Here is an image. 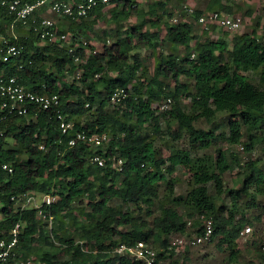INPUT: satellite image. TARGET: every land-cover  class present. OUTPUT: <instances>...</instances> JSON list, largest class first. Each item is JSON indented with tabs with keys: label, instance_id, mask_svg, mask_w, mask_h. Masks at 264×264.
Wrapping results in <instances>:
<instances>
[{
	"label": "trees",
	"instance_id": "obj_1",
	"mask_svg": "<svg viewBox=\"0 0 264 264\" xmlns=\"http://www.w3.org/2000/svg\"><path fill=\"white\" fill-rule=\"evenodd\" d=\"M143 1L146 0H109L92 9L87 17L63 16L62 24L57 22L54 30L57 34H68L64 43L42 41L32 28L20 23L18 38L14 39L10 31L14 16L0 6V34L8 35L21 46L20 54L7 62L2 60L5 51L0 50V73L17 76L36 92L59 93L60 109L74 124L63 133L53 110L31 105L28 115H14L8 124L1 126L5 134L0 137V144L6 145L1 148L2 156L14 170L0 176V211L3 212L0 236L20 221L16 250L24 259L35 257L43 264H141L115 248L143 240L158 245L154 264H165L174 254L170 237L174 233L201 234L202 214L213 219L210 240L219 237V244L228 247L230 259L237 261L239 257L240 231L250 221L244 215L237 220L236 210L242 194L251 196V205H255L259 193L264 194L260 160L250 159L244 164L240 188H228L224 174L242 165L239 155L223 148L217 155H193L192 150L210 148L222 137L230 143H240L242 124L250 139L247 150L261 140L264 43L256 28L236 35L232 44L221 35L208 38L209 30L216 25H211L209 30L204 28L202 33L195 30L201 14L215 10L240 13L241 2L208 0L205 9L195 7L193 15L185 17V14L173 22L183 7L176 10L180 7L175 9L168 0L143 6ZM47 8L45 5L38 11ZM246 10L251 13L253 6ZM106 13H110L116 27L110 29L112 40L108 39L109 43L104 40L103 48L99 49L86 38ZM134 17V25H126ZM142 25L148 26L144 30ZM163 28L165 34L161 36ZM137 42L150 48L167 46L168 51L162 49L158 53L151 75L137 50ZM78 70L81 75L76 78ZM246 71L258 74L259 85L249 79ZM69 74L73 75L72 80L68 79ZM182 76L193 80L192 87L181 80ZM170 79L175 82L174 88ZM117 87L125 88L127 97L108 110ZM183 96L190 98V105L183 103ZM168 98H172L174 106L160 110L156 105ZM218 112L232 115L227 123L228 132L217 133L216 126L210 129L196 126L200 118L213 123ZM236 116L241 117L242 123ZM163 118L168 131L163 129ZM175 123L178 129L172 130ZM80 131L106 133L110 140L99 149L84 141L70 145V140ZM185 133L189 148L179 143ZM158 138L169 150L167 156L157 145ZM96 152L105 158V167L91 162ZM114 155L124 159L122 170L113 167ZM179 166L188 167L191 173L186 194L175 190L177 179L173 174ZM161 182H166L163 194ZM209 184H213V192ZM252 185H256V191L250 190ZM23 192L58 196L50 208H45L56 223L52 235L47 222L38 217L37 209L15 208L11 196ZM225 192L232 202L227 214L219 205ZM87 199L91 201L90 207ZM114 199L135 205L148 217L152 216V221L124 209L123 205L113 204ZM156 201H159L157 215L152 209ZM179 206L183 212L178 210ZM59 251L67 257L59 259ZM260 259L264 263L263 250Z\"/></svg>",
	"mask_w": 264,
	"mask_h": 264
},
{
	"label": "built area",
	"instance_id": "obj_2",
	"mask_svg": "<svg viewBox=\"0 0 264 264\" xmlns=\"http://www.w3.org/2000/svg\"><path fill=\"white\" fill-rule=\"evenodd\" d=\"M232 1L239 3L243 0ZM108 2L109 0H36L33 2L26 0H0V6L6 8L7 11L14 16L10 25V31L14 39L18 38L16 28L20 23L26 28H32L40 35L42 41L49 39L51 41L54 40L64 43L68 38V34H57L54 30L56 22L52 16L45 11L39 12L38 9L40 7L48 5L49 10L54 14L65 17L82 18L87 17L89 12L100 3L107 4ZM184 8L189 16L193 15L195 12V8L193 7L187 6ZM173 20L178 22L179 17L176 16ZM197 22L206 29H210V27H212L211 25H216L221 28L235 30L242 26L243 17L239 12L215 10L201 14ZM0 50L5 51L2 60L7 62L10 58L20 54L21 46L18 42L12 41L8 35L0 34ZM70 51H73V47H70ZM76 61H80L79 56H76ZM80 75L81 71L78 70L76 78H79ZM126 97L127 92L125 88L117 87L112 94L111 101L114 103H121ZM172 103V98H168L156 106H158L160 110L166 111L171 108ZM31 105L39 109L53 110L56 113L60 129L63 133L68 132L74 125L72 121L67 120L60 109L61 99L59 93L36 92L23 84L17 76H8L5 73H0V137L5 134V129L1 128V126L3 124H8L9 119L14 115H28ZM109 140L110 138L106 133H87L85 131H80L69 143L70 145H74L77 141H84L95 149H99L101 147L103 148ZM3 147H6V145L0 144V176L2 172H12L14 170L12 164L2 156L1 148ZM90 160L92 163L101 167L106 166V160L101 153H94ZM111 160L113 167L122 170L124 163L122 157L114 155ZM57 199L58 196L54 193L23 192L11 196V200L14 202L16 209H37L38 217L47 222L51 235L55 220L52 214L45 212V208H50ZM2 218L3 212L0 211V220ZM200 220L202 221L203 232L193 237L191 241L193 244L209 241L213 233V219L202 214ZM188 224L190 226L192 221L189 220ZM21 227L22 223L18 221L13 227L8 229L7 233H5L6 231H2V236H0V264H43L37 261L35 257L24 259L17 255L16 247L19 242ZM251 231V226L247 225L242 228L240 235H248ZM175 239L176 241H171V245L176 244L177 241L183 242V239ZM262 250L264 251V245ZM115 251L127 255L136 261H140L141 264H154L156 261V249L153 245L143 240L134 244L122 243L115 248Z\"/></svg>",
	"mask_w": 264,
	"mask_h": 264
},
{
	"label": "rangeland",
	"instance_id": "obj_3",
	"mask_svg": "<svg viewBox=\"0 0 264 264\" xmlns=\"http://www.w3.org/2000/svg\"><path fill=\"white\" fill-rule=\"evenodd\" d=\"M156 0H146L145 2H142L143 6H147V3L155 2ZM205 1L208 0H168L170 4L175 5V9L177 6H179L180 10L181 7H183V12L176 13V16L179 18H184L186 13V10L184 7H193L197 4H204ZM244 1V0H243ZM245 1L244 4L242 2L241 5V15L243 17V24L240 28L235 30H225L221 27H214L213 30L209 34L208 38L215 39L218 36H223L226 38L229 43H233L235 36L238 34H241L245 31L252 32L253 29H257L258 33L260 35V40L262 43H264V0H249ZM207 4V3H206ZM250 4L254 5L253 10L251 13H247L246 9ZM246 5V6H245ZM111 5H108V7ZM46 13L52 16L54 21L57 23L62 24L63 22V16L57 15L52 13L49 8L45 10ZM178 12V11H177ZM244 12V13H243ZM108 13V11H107ZM107 16H102V18L98 21L97 26L93 29L89 36L86 38L89 41L90 45H94L95 47L102 49L104 40L108 39L112 40V36H109L110 29H115L116 25L114 24L113 20L110 18V13L107 14ZM184 13V14H182ZM135 16V15H133ZM185 17H190L188 14ZM174 19V18H173ZM261 19V20H260ZM259 22L258 24V21ZM175 22L174 20H172ZM135 22V17L130 18L128 22H126V25L133 26ZM137 23V22H136ZM148 26V25H147ZM146 25H142V29L147 28ZM204 27L201 26L198 22L195 23V30L197 33H202ZM104 30H106V34L104 33ZM124 30V29H123ZM24 31V30H23ZM17 32V28H16ZM18 34V32H17ZM105 34V35H104ZM161 36L165 34V30L160 32ZM109 43V42H108ZM166 45H159L157 47L150 48L146 43L143 42H137V50L141 52L142 56L144 57L145 64L149 68V75L153 73L155 60L158 56V53L163 49L166 50ZM168 49V48H167ZM249 79L259 85V76L256 72L253 71H246L245 72ZM68 79L72 80L73 75L69 74ZM181 80L184 83H188L191 87L193 85V80L182 76ZM169 82L171 83L172 87L174 88L175 82L173 79H170ZM127 87H131L130 84H126ZM183 103L186 105H190V98L183 96L182 99ZM175 102L172 103V106H174ZM117 103H114L111 101V103L108 106V110H112L115 106H117ZM93 112H95V109H93ZM101 115V114H97ZM232 118V115L227 112H218L217 117L213 123H209L205 118L198 119L195 124L197 127L207 128L210 129L212 127H217V133L221 132H228V121ZM237 120L242 123L241 117L236 116ZM162 126L165 131H168V127L166 124V121L164 118L162 119ZM242 132L243 137L240 143H230L228 142L225 137L220 138L212 147L207 149H200V150H192L193 155H201V154H213L217 155L219 152V149H228L231 152L237 153L240 157V160L242 162V165L234 166L233 169L226 171L225 175V185L228 188H240L241 187V180L243 178V167L244 164L249 161L250 159H259L260 163L264 170V122H263V128L260 131V138L261 140L250 149H246V145L250 143L248 130L246 127L242 124ZM178 124L175 123L173 125L172 130H177ZM169 137V136H167ZM12 142V140H10ZM179 143L184 148H189V141L188 136L185 133L183 137L179 140ZM157 145L161 146L164 155L169 154V150L166 148L164 141L161 138H158ZM174 177L177 179L176 181V193L178 194H186L189 189V180L191 178V173L188 167L186 166H179L176 172L173 174ZM210 189L213 192L214 186L213 184H209ZM166 188V182H161L160 184V192L163 194L165 192ZM251 191H256V185L251 186ZM251 196L242 194L241 198L239 199L238 208H237V216L236 219L238 220L242 215H244L250 222L246 224L251 226L252 231L250 234L241 236L238 240L239 242V248H240V254L237 259V261H232L229 257V249L225 245L219 244V237L214 238L213 240H209L202 243L193 244L191 241L193 237H195L197 234L191 233V234H177L174 233L170 237V243L171 241H176L175 238L183 239V242L177 241L176 244L171 245V248L174 250V254L169 256L164 263L170 264L174 260H179L180 264H264L260 259V252L262 251V247L264 245V194L259 193L256 198L255 205H251ZM86 203L88 207L91 205V201L88 199L86 200ZM113 204L115 205H123L124 209H128L131 212H133L135 215H143L144 217L148 218L149 221H152V216L148 217L147 214L144 211L139 210L135 205H127V204H121L120 200L114 199ZM219 205L221 208V211L225 214L228 213L232 209V202L230 195L225 192L222 194L221 199L219 200ZM154 214L157 215L159 213V201H156V204L152 207ZM178 210L180 212H183V207L179 206ZM189 225V224H188ZM56 226V223H53V227ZM47 230L49 233L50 228L47 226ZM175 239V240H174ZM153 244V247L158 250V245ZM187 256V260L185 257ZM67 257V254H65L63 251L58 252V258L59 259H65Z\"/></svg>",
	"mask_w": 264,
	"mask_h": 264
},
{
	"label": "crops",
	"instance_id": "obj_4",
	"mask_svg": "<svg viewBox=\"0 0 264 264\" xmlns=\"http://www.w3.org/2000/svg\"><path fill=\"white\" fill-rule=\"evenodd\" d=\"M245 1H248V2H250L249 0H244V1H242V4H244V3H245ZM206 3H207V2L205 1V3H204V4H200V5H199V4H197L195 7H196V8H200V9H202V10H203V9H205V8H206V5H207ZM245 6H246V5H245ZM250 6H254V5L250 4Z\"/></svg>",
	"mask_w": 264,
	"mask_h": 264
}]
</instances>
